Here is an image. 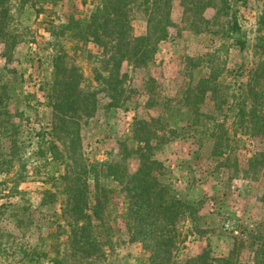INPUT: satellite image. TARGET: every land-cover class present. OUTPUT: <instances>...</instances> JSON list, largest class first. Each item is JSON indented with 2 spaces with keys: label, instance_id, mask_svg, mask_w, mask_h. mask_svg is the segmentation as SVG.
I'll return each instance as SVG.
<instances>
[{
  "label": "rangeland",
  "instance_id": "1",
  "mask_svg": "<svg viewBox=\"0 0 264 264\" xmlns=\"http://www.w3.org/2000/svg\"><path fill=\"white\" fill-rule=\"evenodd\" d=\"M129 1L128 35L153 53L117 66L105 0H6L20 27L0 32V264H264V135L217 155L189 129L201 90L221 122L264 75V0L235 1L231 37L218 0ZM49 140L64 164L39 152ZM66 171V190L46 181Z\"/></svg>",
  "mask_w": 264,
  "mask_h": 264
},
{
  "label": "trees",
  "instance_id": "2",
  "mask_svg": "<svg viewBox=\"0 0 264 264\" xmlns=\"http://www.w3.org/2000/svg\"><path fill=\"white\" fill-rule=\"evenodd\" d=\"M218 1L220 3L218 12L222 13L223 15L230 14L227 36L231 37L234 32L240 31V25L236 15L237 7L234 10L231 9L232 5H234L236 3L235 1L237 0ZM22 2L23 1H21V3ZM129 2V0H105L102 7V9L105 10L104 22L113 24L114 30L111 31V33L115 32V28H118L117 54L119 57L116 62L117 66H120V63H122V61L125 59H130L135 65H138V63L144 62L145 58L148 57L150 52H152V49H148L146 46H143V41L146 40L145 37H135L134 35H131V33L128 35V31H130V24L129 19L127 18L125 7L129 4ZM6 3H8L6 0H0V32L5 36L8 35L9 30H13L8 27L9 24H15L17 26V28L14 27L15 30L20 27L18 23L13 22V16L11 14L8 15L11 5L6 6ZM70 23L76 24L75 28L78 30L77 34H81L85 29L84 34L76 35V33H73L72 36L86 40L89 35H92L94 37L93 40L96 41L98 46L104 50L107 44L111 42V39L109 38L111 35L108 36L105 32L103 35H101L94 33L93 31H87V28L83 25H79L78 21H71ZM67 24L61 26V29L67 30ZM14 36L17 37V35ZM103 36L107 38V42L105 43H103ZM136 40L139 41L140 44H132ZM238 43L243 44V42L239 40ZM143 51L144 55H142ZM140 53V56L137 55ZM60 56L61 55L58 57ZM54 65H56V63ZM259 78H262V81H259ZM115 83L119 84L120 80L116 79ZM249 85L250 86L244 88L242 93L238 95H232L233 101L228 103L229 113H223L221 122H219V119L214 115L205 114L198 111V103L202 102V90L200 91L201 98H197L191 102V123L189 124V129L199 132L198 135L194 136H204V134H206L208 138L214 141L212 151L213 154H232V151L235 149V143H238L239 141V139H237V135H247L249 134V129L255 135H264V75L260 77V73L256 70L254 73V78L250 81ZM186 97H188V95ZM113 100L114 103H116L115 97ZM66 101L69 102L68 97ZM66 106L69 105L67 104ZM221 106L222 104L220 103L218 105L220 110L222 108ZM211 121L212 123H210ZM225 123H228L227 127L225 126ZM130 139L132 140L133 136ZM39 152L42 155L43 153H49L51 156L50 162L52 163L61 160L59 164H64L65 155L58 149V145H56L53 141L49 140L48 144L43 142V145L39 146ZM85 168L82 170V172H78L77 174H86L88 172L87 165H85ZM51 169L57 171L56 166L52 165ZM108 171L111 173L114 172L111 170V167H108ZM48 177L50 178L46 179V181H52V185H57V181L59 180V185L63 186V190L67 189V180L70 179V174H68L67 171L56 177L51 175ZM85 182L86 180H81V183L86 186ZM144 190H146L145 193L147 194L149 187H144Z\"/></svg>",
  "mask_w": 264,
  "mask_h": 264
}]
</instances>
